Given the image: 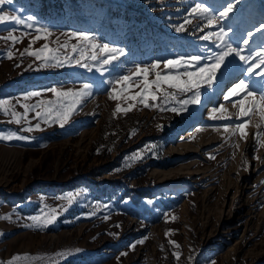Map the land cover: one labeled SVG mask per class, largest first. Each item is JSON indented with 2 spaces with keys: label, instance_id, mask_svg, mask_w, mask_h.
Returning a JSON list of instances; mask_svg holds the SVG:
<instances>
[{
  "label": "rangeland",
  "instance_id": "374dc122",
  "mask_svg": "<svg viewBox=\"0 0 264 264\" xmlns=\"http://www.w3.org/2000/svg\"><path fill=\"white\" fill-rule=\"evenodd\" d=\"M198 3L215 17L212 24L208 14L189 15ZM0 9L26 20L0 24V100L21 115V105L33 106L20 124L0 110V134L28 137L0 140V217H10L0 219V264L25 255L15 264H264V123L253 115L244 139L224 131L239 122L224 94L249 79L248 65L230 57L214 90L179 115L167 110L175 101L137 103L114 115L117 103L133 102L108 97L111 81L136 64L161 62L157 71H167L162 61L189 55L204 57L200 66L212 63L209 58L224 50L216 35L221 28L233 47L256 60L264 52V0H12ZM185 19L192 23L177 32ZM41 26L52 33L47 39H35ZM9 31L19 42L2 38ZM73 32L123 48L125 55L102 75L92 61L91 71L74 63L41 67L44 61L25 51L47 44L63 58L72 44L80 46ZM65 41L69 47L60 48ZM139 80L126 94L139 91ZM84 83L93 85L91 94L63 127L36 116L38 102L57 99L47 89L76 91ZM31 92L41 95L24 99ZM221 104L232 120L209 118ZM183 166L193 173L177 178ZM76 193L71 204L63 199ZM232 203L241 211L233 212ZM50 210L56 220L47 227L29 219Z\"/></svg>",
  "mask_w": 264,
  "mask_h": 264
},
{
  "label": "snow or ice",
  "instance_id": "6c2138e0",
  "mask_svg": "<svg viewBox=\"0 0 264 264\" xmlns=\"http://www.w3.org/2000/svg\"><path fill=\"white\" fill-rule=\"evenodd\" d=\"M12 0H0V5L11 4ZM232 11L231 6L226 8L224 12L221 13V17L228 16V13ZM208 14V23L212 24L215 17L209 13V9L204 7L202 4H196L189 14L192 17H203ZM28 21L35 20L34 16L27 17ZM6 22H14L15 24H24L26 20L22 19L20 16L15 14H9L8 12L0 9V24ZM192 20L185 19L184 24L176 28L177 32L185 31V25L191 24ZM32 24H28V27H32ZM264 28V24L261 25ZM14 31V30H13ZM13 31H9L8 36L2 37L5 40H11L14 43L19 42V37L13 34ZM38 35L35 39H47L52 33L48 27L41 26L36 28ZM43 33V35H39ZM210 35H204L201 37L203 40H208ZM217 35V39L221 41L218 45L221 47L222 51L215 53L212 63H206L200 66L201 61L204 57L200 55H189L180 56L176 59H168L162 61L163 69L167 71H157L161 67V62H153L150 65L136 64L134 70L130 74L118 75L111 83L114 85L108 93V97L111 100H126L132 101L127 107H121L120 103L116 104L114 115L116 113H127L132 111L137 103L142 104L144 107H156L158 101H175L177 106L170 107L167 110L181 114L188 110L189 105H195L202 103V93L207 89H213L214 85L219 82L220 76L224 74V70L228 67L230 57H239V60L244 64L248 65L245 75L249 78L248 80L241 79L239 82L234 83V85L227 90L224 94V101L229 102L233 109H236L235 119L239 121L234 126L225 124L224 131L230 132L232 135L237 133L240 134L241 138L244 139L248 136L246 128L249 126L251 117L253 115L257 116L259 120L264 123V52L256 53V60H253L251 54L245 56L241 54V49L238 47H233L231 43L228 42L225 37L227 33L224 32L223 28ZM249 37L252 33H248ZM72 37L77 39V44L71 45V52L67 53L63 58L58 54V50L49 48L47 44L43 45L41 48L36 50H25L27 55L35 57L37 60H43L44 63L41 67H60L64 63H74L80 67L86 68L89 71L92 70V66L88 63L89 61L95 62L99 66L96 67V71L100 72L102 75L108 70V66L116 67L118 65L119 58L125 55L123 48L112 47L109 44H100L95 42L94 38L83 32H73ZM249 41L244 40V44L247 45ZM68 43L65 41L60 45V48H68ZM31 48V44L29 45ZM72 53H79L78 56H73ZM9 58L12 57V53H8ZM54 61L55 63H49ZM252 61L251 63H249ZM258 61V62H257ZM94 66V65H93ZM188 68H194L193 71H188ZM184 69V70H181ZM154 75V79H149L150 76ZM139 77V83L136 87L139 88L134 95L126 94L132 87V81L134 78ZM252 77H259V80H254ZM115 85H119L120 88L117 90ZM93 85L89 83H84L82 87L76 91L72 89L59 90L55 87L47 89V91L54 94L57 98L53 101H40L34 107L39 108L40 111H36V116L43 119L44 123L53 121L59 123L61 127L67 124L71 116L76 111L77 107L83 102V100L91 94V89ZM169 89L173 91H169ZM177 93L187 94L192 93L187 99H178ZM40 92L28 93L24 99H29L30 97L40 96ZM237 98V99H233ZM152 101L153 103H149ZM9 102L6 100H0V110L4 112L5 115L11 114L12 120L20 124L22 120L27 119V114L30 110H33V106L21 105L24 108V113L21 115L18 112L12 111L6 105ZM209 118L216 120H232L233 116L229 113L228 109L221 104L219 107H213L209 112ZM37 130L40 128L39 124L34 126ZM255 127L258 129L261 127L260 124H256ZM24 131L31 132L32 127L23 129ZM261 132H257L256 136L259 140ZM11 139H28V137L18 136L15 133L8 135L0 134V140H11ZM264 146V145H261ZM134 158H140L139 154H136ZM79 193L63 197L69 204H71L78 196ZM10 217H0V219H5ZM31 219L36 226L47 227L56 220L55 210H50L48 213H43L42 215L32 216ZM107 219V217H105ZM175 219V217H173ZM167 235V233H166ZM143 243V241H139ZM170 243H174L170 241ZM58 255H63V253H58ZM179 258V254H175ZM21 259H28L25 255L24 257L14 256L8 262V264H15L16 261Z\"/></svg>",
  "mask_w": 264,
  "mask_h": 264
},
{
  "label": "bare ground",
  "instance_id": "6f19581e",
  "mask_svg": "<svg viewBox=\"0 0 264 264\" xmlns=\"http://www.w3.org/2000/svg\"><path fill=\"white\" fill-rule=\"evenodd\" d=\"M192 136V135H191ZM191 136H190V138H191ZM188 150L189 149H187V148H185V149H183V153L184 152H188ZM182 169H184V171L182 170L178 175H177V178H178V176H180V177H185L186 176V173H188V174H192L193 173V170H188V167L187 166H183V168ZM190 169V168H189ZM185 170L187 171L188 170V172H185ZM244 192H245V190H243V191H241V193H240V196H241V194H244ZM234 197V196H233ZM236 200V199H235ZM234 200V201H235ZM239 203V202H238ZM241 204V203H240ZM231 206V209H232V211L233 212H235V213H238V212H240L241 211V206H239V205H236L235 203H232V205H230ZM229 212H231V211H229Z\"/></svg>",
  "mask_w": 264,
  "mask_h": 264
}]
</instances>
